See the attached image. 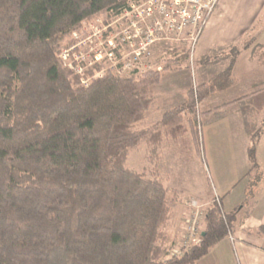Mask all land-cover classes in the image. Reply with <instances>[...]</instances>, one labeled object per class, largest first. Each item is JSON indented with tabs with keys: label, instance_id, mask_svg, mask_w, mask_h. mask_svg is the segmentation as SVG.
<instances>
[{
	"label": "trees",
	"instance_id": "16d2710c",
	"mask_svg": "<svg viewBox=\"0 0 264 264\" xmlns=\"http://www.w3.org/2000/svg\"><path fill=\"white\" fill-rule=\"evenodd\" d=\"M145 1L0 0V264H199L232 233L237 209L226 213L223 197H213L199 240L173 254L169 228L183 200L165 184L162 152L189 127L200 142V125L215 119L202 118L212 109L199 106L238 86L241 51L232 48L221 69L213 68L218 56L196 60L186 101L151 126L142 123L154 112L152 88L188 67V43L171 44L143 73L95 77L105 66L91 67L87 85L61 59L84 21L104 14L109 24ZM245 87L231 104L250 142L251 175L264 133V77ZM142 145L139 173L126 164Z\"/></svg>",
	"mask_w": 264,
	"mask_h": 264
},
{
	"label": "rangeland",
	"instance_id": "374dc122",
	"mask_svg": "<svg viewBox=\"0 0 264 264\" xmlns=\"http://www.w3.org/2000/svg\"><path fill=\"white\" fill-rule=\"evenodd\" d=\"M222 16L221 19L218 17L216 26L209 33L205 29V32L203 31V36H207L204 44L208 46L205 53H202L203 40L199 39V44L196 45L188 67L177 72H166L163 81L152 88L156 96V101L152 106L154 112L152 111L153 114L142 123V126H151L159 122L165 112L186 101L187 90L195 83V61L202 58L203 55L218 56L219 62H214L213 68L221 69L227 65L228 58L232 56V54L227 55L232 48L241 51L234 71V75L239 79V84L233 90L235 94L232 99H237L246 93L245 85L250 78L264 74V0H229L228 7ZM211 17L207 25L213 21L214 18ZM104 21V14L94 16L84 21L79 29L71 31L68 38L73 39V43L74 41L75 43L80 42L82 44L80 47L84 52L90 46L88 43L90 41L87 38L91 34V29H102L111 25L113 31L109 37L116 39L119 23L117 20L109 24ZM102 35L105 38L104 32ZM217 38L218 43H216ZM86 41L88 42L86 43ZM170 46L171 44H161L152 48L151 57L146 63L150 67L154 66L155 60L163 58ZM69 47L66 46L62 50ZM215 104L211 98L199 106L200 111L205 112L209 110L207 107L210 105L212 112L202 115V118L215 119L213 122L200 125V142L194 140L192 129L189 127L183 136V142L176 145L171 142V145L165 146L162 152V164L164 165L162 172L167 178L165 184L169 188L178 189L183 200V203L175 208L174 218L169 228L179 247L187 238L188 220L197 211L203 213L200 224L202 233L206 207L214 202L213 197L216 201L214 185L219 186V182L230 171V164L225 159L223 152L227 141L221 143L218 136L220 133H227V123L224 121L233 120L235 125L239 120L242 121V116L237 104L225 107H220L218 102L217 105ZM183 123L184 125L188 124L186 119ZM146 156L145 145L133 150L128 158L127 167L135 172H143L146 166ZM194 202L198 204V207L191 206ZM228 202L229 200L224 210H229ZM216 203L218 204L217 201ZM255 208L253 206V209ZM230 239L233 240V238ZM212 259H215V256L210 258V260ZM203 264L206 263L203 262Z\"/></svg>",
	"mask_w": 264,
	"mask_h": 264
},
{
	"label": "built area",
	"instance_id": "2783aa9c",
	"mask_svg": "<svg viewBox=\"0 0 264 264\" xmlns=\"http://www.w3.org/2000/svg\"><path fill=\"white\" fill-rule=\"evenodd\" d=\"M220 0H147L140 4H131L117 19L119 29L117 38L109 37L113 31L111 25L102 29H91L86 43L88 49L83 52L80 42L62 50L61 59L81 78L84 85L89 83L85 76L87 69L96 65L105 66L95 71L99 77L106 69L117 75L143 73L150 66L146 63L151 50L161 44L188 43L194 52L199 39L206 28ZM103 32L105 38H103ZM86 39V40H87ZM216 201L220 204L218 197ZM191 206L198 207L197 203ZM202 214L193 213L188 220L187 238L173 250L178 256L196 243L200 237ZM177 249V250H176Z\"/></svg>",
	"mask_w": 264,
	"mask_h": 264
},
{
	"label": "crops",
	"instance_id": "0c3cea01",
	"mask_svg": "<svg viewBox=\"0 0 264 264\" xmlns=\"http://www.w3.org/2000/svg\"><path fill=\"white\" fill-rule=\"evenodd\" d=\"M228 3L229 0H220L211 17L214 18L213 21L209 22L205 28L206 32L209 33L216 26L218 17L219 19L223 17ZM204 32L200 38L203 40L202 45L207 37L203 36ZM218 42L217 38L216 43ZM205 46L204 44L202 53H205L204 51L208 48L206 46L205 49ZM259 76L264 77V74ZM233 90L234 88L213 97V103L217 105L218 102L220 107L231 105L235 94ZM207 108L210 110V105ZM224 122L227 123V133H220L218 137L221 143L227 141L223 152L230 164V171L219 182V186L214 185V190L215 195L223 197L224 212L230 213L237 209V221L231 237L228 236L215 246L209 255L199 261V264L203 262L206 264H264V133L257 146L258 169L249 175L251 163L248 158V147L250 142L244 132L243 120H239L235 125L233 120ZM228 200L229 210H224ZM253 206L256 208L253 209ZM213 256L215 259L210 260Z\"/></svg>",
	"mask_w": 264,
	"mask_h": 264
}]
</instances>
